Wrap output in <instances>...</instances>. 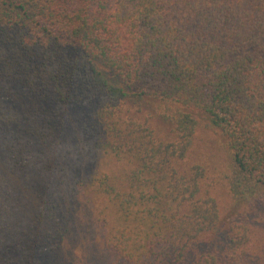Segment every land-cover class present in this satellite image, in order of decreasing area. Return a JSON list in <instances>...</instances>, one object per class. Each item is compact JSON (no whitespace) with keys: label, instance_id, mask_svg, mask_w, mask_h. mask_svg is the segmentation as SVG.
Here are the masks:
<instances>
[{"label":"trees","instance_id":"obj_1","mask_svg":"<svg viewBox=\"0 0 264 264\" xmlns=\"http://www.w3.org/2000/svg\"><path fill=\"white\" fill-rule=\"evenodd\" d=\"M195 111L228 154L216 177L187 166ZM218 184L255 212L219 248ZM258 226L264 0H0V264H82L78 243L104 264H264Z\"/></svg>","mask_w":264,"mask_h":264},{"label":"rangeland","instance_id":"obj_2","mask_svg":"<svg viewBox=\"0 0 264 264\" xmlns=\"http://www.w3.org/2000/svg\"><path fill=\"white\" fill-rule=\"evenodd\" d=\"M150 110L149 106H145V112ZM196 116L199 119V126H198V132H197V139L194 148L191 150V158L189 164L187 166L191 165H197L199 163L205 164V166L211 171L210 175H213L216 177V175L219 172L226 170V159L228 157L227 152H225L222 139L218 132L213 130L210 125H209V120L208 117L202 113L195 111L194 112ZM153 126H155L160 133L162 137L166 136V131L168 130L169 124L164 123L161 119L156 118L152 122ZM97 151L89 152L87 154V158L83 159L82 161L80 160L79 162H86L88 164H91L92 167L98 168L100 171H111L113 170L116 174H118L122 167H127L128 169H131L133 167V164H128L126 161L122 160L119 161L114 155H105L103 152L100 151V153H96ZM88 159V160H87ZM97 163H94V162ZM97 164V165H96ZM97 169V170H98ZM212 194L217 198L221 211H222V224L221 225V230L217 231V238H215L216 241H214V246L219 248L222 243V236L226 230H229L232 228L235 224V216L248 211V214L254 215V209H249V207L238 204L235 202V200L228 194L226 191L225 185L218 184L213 187L212 189ZM260 210H257V212ZM259 214V212H258ZM81 226V233L86 234L87 230V224L85 222H82L80 224ZM96 228L92 227V231L89 233L90 234V239L94 240L96 243L101 244L102 243V234L99 229H97V226L94 225ZM235 230L238 232H243L242 229H237V227H233ZM257 234V237L254 238L255 244H254V250L256 252L261 253L264 251V228L262 226H258L255 228L254 231ZM215 233V234H216ZM220 239V241L218 240ZM76 248L74 249L75 257L79 258V260L82 261V264H104L103 258L97 257L92 253H87L86 256L84 257V252H83V245L81 243L77 244ZM102 257H106V253L104 250L101 252Z\"/></svg>","mask_w":264,"mask_h":264}]
</instances>
